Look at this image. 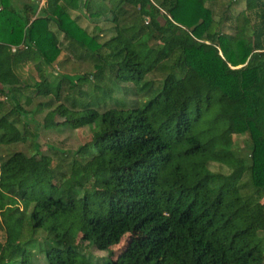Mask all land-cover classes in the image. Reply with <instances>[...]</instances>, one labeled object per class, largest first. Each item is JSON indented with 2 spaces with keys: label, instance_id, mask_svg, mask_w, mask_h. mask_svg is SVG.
<instances>
[{
  "label": "trees",
  "instance_id": "trees-1",
  "mask_svg": "<svg viewBox=\"0 0 264 264\" xmlns=\"http://www.w3.org/2000/svg\"><path fill=\"white\" fill-rule=\"evenodd\" d=\"M239 1L253 24L239 14L224 33L215 0H0V146L32 149L0 158V264H31L40 231L47 264H92L78 234L98 251L128 234L103 264H263L264 0ZM70 64L90 69L53 71ZM32 99L45 101L26 110ZM43 111L45 125L89 129L74 152L86 161L40 152L27 119Z\"/></svg>",
  "mask_w": 264,
  "mask_h": 264
},
{
  "label": "rangeland",
  "instance_id": "rangeland-1",
  "mask_svg": "<svg viewBox=\"0 0 264 264\" xmlns=\"http://www.w3.org/2000/svg\"><path fill=\"white\" fill-rule=\"evenodd\" d=\"M11 5L14 7L19 8L22 3H37L39 6H41L44 2V0H10ZM210 4H207L206 6L209 7ZM210 8L212 9L213 14V20L215 22H221L222 28H220L224 33L225 32H232L234 25L236 24V17H238L239 14L242 16H246L249 19L248 26L253 24L254 16L252 12L246 9L245 3L243 1L239 0H215V3H213ZM225 18H229L226 20ZM82 21V27L87 28L88 30V24L91 23L87 20H81ZM99 26L102 28V31L104 32L103 35L105 37H108V30H111L112 25L107 22L100 23ZM90 68L84 64H80L79 66L70 64L66 66L63 70L58 71L55 66H53V71L56 73H68V74H76V73H84L85 70H89ZM47 79L48 81L56 82V80L59 79V75H53L51 72H48L46 70ZM18 75L21 77V79H27V82L30 80V77H33V72H27L20 71L18 72ZM147 80L152 81L154 86H158V83L161 80V77L156 73H150L146 76ZM124 87H127L126 89H132L130 85H124ZM123 92V91H122ZM120 96H125V103L127 106H132L135 99L137 97L130 96V93L125 92V94L121 92H116L113 94L112 98H119ZM0 100L3 102L4 98H0ZM38 101L44 102L45 99H32V103L28 106H24L26 110H31L33 106H35ZM96 104H97V98H96ZM7 107V102L4 104ZM118 107L117 104H115L114 101H108L104 105L100 106L98 108L99 112H102L103 110L107 108H116ZM46 111H43L42 113L35 114L33 116V121H29L27 119V122L29 124V127L33 130L35 126L38 128L36 129L38 136H37V143L40 147V152L44 155H47L51 158L52 165L55 164H61L58 162V158L61 157V152L65 153V156H69L72 153L74 154L75 151L78 150L81 146H88V144L92 141L93 136L90 134V131L87 127H84L82 129H69L66 126H62V122L64 121L62 118L54 117V121L49 124L45 125L43 122V117L45 115ZM32 115V114H31ZM233 139L237 142L238 146L242 147V140L243 138L240 136H233ZM30 143H18L14 145H6V146H0V158L6 157L7 155H10L13 152L20 151L21 153L25 155H30L32 153V149L30 148ZM67 153L69 155H67ZM74 158H76L78 161H86L88 159V155H80V153H76L74 155H71ZM67 162V161H66ZM64 161V163H66ZM208 169L212 172H221L226 173V169L224 167H221L217 164H210ZM27 201H32L34 198L33 191L27 192L26 196L24 197ZM264 202V199L261 200ZM20 207V205H19ZM264 233H261L259 236H263ZM4 230L0 227V243L4 240ZM80 234L75 236L74 244L77 245L78 251L80 254H82L89 262L92 264H103L107 261L114 260L120 251L125 247L126 242L128 241V234L124 235L119 243L115 246H112L108 250L98 251L93 246L88 245L86 243H80L79 241ZM46 235L44 232L40 231L39 233H36L34 240L35 243L30 247V263L31 264H47L46 260L44 258L43 249L46 248ZM261 261L264 264V258H261Z\"/></svg>",
  "mask_w": 264,
  "mask_h": 264
},
{
  "label": "built area",
  "instance_id": "built-area-1",
  "mask_svg": "<svg viewBox=\"0 0 264 264\" xmlns=\"http://www.w3.org/2000/svg\"><path fill=\"white\" fill-rule=\"evenodd\" d=\"M12 51L14 50V49H11Z\"/></svg>",
  "mask_w": 264,
  "mask_h": 264
}]
</instances>
